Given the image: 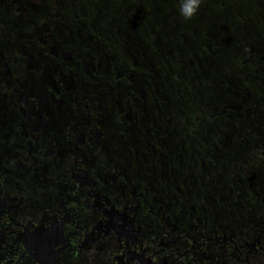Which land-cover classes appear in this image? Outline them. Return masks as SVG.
<instances>
[{"label":"flooded vegetation","instance_id":"af4514ba","mask_svg":"<svg viewBox=\"0 0 264 264\" xmlns=\"http://www.w3.org/2000/svg\"><path fill=\"white\" fill-rule=\"evenodd\" d=\"M155 1L0 0V264H264V0Z\"/></svg>","mask_w":264,"mask_h":264},{"label":"clouds","instance_id":"9594fccd","mask_svg":"<svg viewBox=\"0 0 264 264\" xmlns=\"http://www.w3.org/2000/svg\"><path fill=\"white\" fill-rule=\"evenodd\" d=\"M203 0H179L178 13L185 22L194 20L201 8Z\"/></svg>","mask_w":264,"mask_h":264},{"label":"rangeland","instance_id":"374dc122","mask_svg":"<svg viewBox=\"0 0 264 264\" xmlns=\"http://www.w3.org/2000/svg\"><path fill=\"white\" fill-rule=\"evenodd\" d=\"M147 3H148V1L145 2V4H147ZM149 4H150L151 6L153 5L154 7L157 6L155 0H149Z\"/></svg>","mask_w":264,"mask_h":264}]
</instances>
